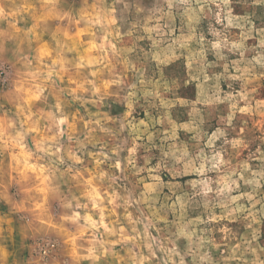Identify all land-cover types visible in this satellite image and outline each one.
Instances as JSON below:
<instances>
[{
    "label": "clouds",
    "instance_id": "9594fccd",
    "mask_svg": "<svg viewBox=\"0 0 264 264\" xmlns=\"http://www.w3.org/2000/svg\"><path fill=\"white\" fill-rule=\"evenodd\" d=\"M0 264H264V0H0Z\"/></svg>",
    "mask_w": 264,
    "mask_h": 264
}]
</instances>
